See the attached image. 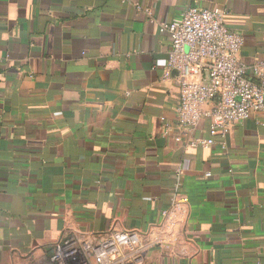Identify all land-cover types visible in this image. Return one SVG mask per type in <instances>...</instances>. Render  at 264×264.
Listing matches in <instances>:
<instances>
[{
    "label": "crops",
    "instance_id": "crops-1",
    "mask_svg": "<svg viewBox=\"0 0 264 264\" xmlns=\"http://www.w3.org/2000/svg\"><path fill=\"white\" fill-rule=\"evenodd\" d=\"M194 4L227 9L241 61L264 59V0H0V264L67 234L144 230L172 194L179 245L151 264H264V113L225 149L192 148L209 121L182 133L176 76L162 77L157 25Z\"/></svg>",
    "mask_w": 264,
    "mask_h": 264
},
{
    "label": "built area",
    "instance_id": "built-area-1",
    "mask_svg": "<svg viewBox=\"0 0 264 264\" xmlns=\"http://www.w3.org/2000/svg\"><path fill=\"white\" fill-rule=\"evenodd\" d=\"M228 13L225 8L194 4L177 22L157 25L158 33L170 40L162 77L166 81L176 73L177 127L192 136L202 119L209 121V138L191 137L192 148L212 146L218 139L225 149L234 125L246 121L251 112L264 113V59L250 66L241 61L244 40L226 25ZM145 14L153 22L149 10ZM163 130L168 132L169 124L164 123ZM184 213V203L172 194L157 222L144 230L67 234L31 264H144L150 252L177 250Z\"/></svg>",
    "mask_w": 264,
    "mask_h": 264
},
{
    "label": "rangeland",
    "instance_id": "rangeland-1",
    "mask_svg": "<svg viewBox=\"0 0 264 264\" xmlns=\"http://www.w3.org/2000/svg\"><path fill=\"white\" fill-rule=\"evenodd\" d=\"M157 253H158V252H155V251L150 252V253L148 254L147 260H145L144 264H151V262H152V260H153V258H154L153 256L157 255Z\"/></svg>",
    "mask_w": 264,
    "mask_h": 264
},
{
    "label": "water",
    "instance_id": "water-1",
    "mask_svg": "<svg viewBox=\"0 0 264 264\" xmlns=\"http://www.w3.org/2000/svg\"><path fill=\"white\" fill-rule=\"evenodd\" d=\"M172 75H175V76H176V73H175V72H173V73H172Z\"/></svg>",
    "mask_w": 264,
    "mask_h": 264
}]
</instances>
